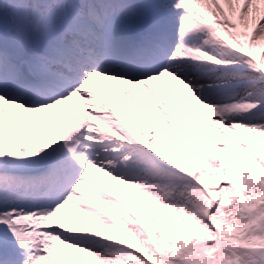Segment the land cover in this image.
<instances>
[{
    "label": "snow or ice",
    "instance_id": "6c2138e0",
    "mask_svg": "<svg viewBox=\"0 0 264 264\" xmlns=\"http://www.w3.org/2000/svg\"><path fill=\"white\" fill-rule=\"evenodd\" d=\"M0 264H264V0H0Z\"/></svg>",
    "mask_w": 264,
    "mask_h": 264
}]
</instances>
